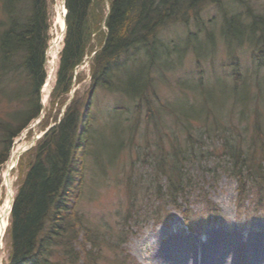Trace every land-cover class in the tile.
<instances>
[{"label":"trees","instance_id":"obj_1","mask_svg":"<svg viewBox=\"0 0 264 264\" xmlns=\"http://www.w3.org/2000/svg\"><path fill=\"white\" fill-rule=\"evenodd\" d=\"M2 1L7 21L0 34V92H9L3 81H21L11 97L20 101L21 108L11 117L16 124L0 121V182L1 167L9 158L14 139L44 110L40 89L47 75L46 50L51 38L49 0ZM206 2L219 3V0H65L64 42L49 95V109L39 124L43 130L51 121L55 125L19 158L18 187L6 230L10 241L6 264H99L95 236L76 210L85 181L86 158L92 148L93 95L98 88L122 93L133 99L139 113L148 106L152 116V96L147 93L157 96L155 66L169 71L174 67V55L189 51V43L193 42L198 54L202 49L209 50L208 41L213 40L210 33L203 40L198 34L188 39L164 40L159 37V30L169 21L188 25L191 14L199 20L198 10ZM246 15L248 21L241 14L225 17L223 35L229 41L248 36L251 42L262 45L258 57L264 59V16L250 11ZM87 59L88 94L82 95L77 89L70 100L72 89L88 75L79 71ZM238 74L235 71L236 80ZM221 84L219 89L216 85L202 86L197 103L189 104L178 98L173 104L187 120L192 116L207 119L209 114L221 115L230 93L241 101L250 98L246 83L242 89L238 86L232 90L224 82ZM208 89V95H213L210 101L206 95ZM218 97L221 100L215 101ZM181 104L185 107L181 108ZM184 132V143H173L170 151L161 148L153 156L154 162L146 159L157 172V180H152L148 192L153 194L151 200L162 206L181 210L184 205V222L195 231L187 213L193 202L191 195L197 189L196 173L189 164L197 161L198 154L192 147L201 140L193 134L202 139L211 135L209 128L192 133L186 126ZM32 134L30 129L28 137ZM227 149L223 153L228 158L223 168L237 181L236 206H242V196L252 191L259 196L256 208H263L264 151L261 159L255 161L253 154L241 148ZM205 155L202 153V157ZM201 194L197 196L200 198ZM203 203L208 204L205 199ZM130 210L129 218L136 217V224H140L144 211L137 209L133 198ZM150 210L152 215L160 213V209ZM154 218L163 223L159 217Z\"/></svg>","mask_w":264,"mask_h":264},{"label":"rangeland","instance_id":"obj_2","mask_svg":"<svg viewBox=\"0 0 264 264\" xmlns=\"http://www.w3.org/2000/svg\"><path fill=\"white\" fill-rule=\"evenodd\" d=\"M63 3L65 4V0H49L51 28L54 34L61 33L57 16ZM249 11L254 15L264 16V0L206 2L198 10L199 20L191 14L188 25L169 21L160 28L158 34L164 40L188 39L190 35L197 34V37L203 40L209 33L213 40L207 39L209 50L202 49L198 54L193 42L189 43V51L183 55L182 52L174 55V67L169 71L155 66L157 96L147 93L155 98L150 97L153 101L150 106L152 116L148 106H144L139 113L135 109L133 99L122 93L110 92L103 88L95 91L90 109L92 148L86 158L85 181L76 210L95 236L99 264H154L155 249L161 244L169 245L170 242L174 247H180L178 255H182L183 261L188 253L183 248V239H193L198 250L216 232L223 235L229 251H233L236 246L244 249L258 248L264 243V207L257 209L255 204L259 196L252 191L245 192L242 196L244 204L236 206L239 198L237 181L223 168L228 159L223 153L231 146L253 154L255 161L261 159L264 151V59L258 57L259 46L262 45L255 40L251 42L248 36L242 40L229 41L222 32L225 17L241 14L248 21L246 13ZM6 21L3 1L0 0V34L6 28ZM62 46L63 43L59 46V53ZM52 55L51 53L49 56L50 61H46L47 77L53 65L55 71L46 90L44 85L40 89L44 110L39 118L31 121L14 139L9 158L1 167L0 215L2 208L10 200V193L14 195L18 187V163L10 174L11 191L3 179L12 148L18 142L27 143L29 147L31 139L45 131L39 124L49 109V95L55 80L58 58H55L53 63ZM87 64L89 65L88 59L79 69L88 75L82 84L72 89L73 97L77 89L82 95L88 92ZM235 71L239 73L237 80ZM221 81L231 90L238 86L242 89L243 83H246L249 86L250 98L241 101L230 93L221 115L216 112L209 114L207 119L203 116H192L191 120H187L178 113L173 104L176 99H185L189 104L197 103L202 86L216 85L219 89L222 87ZM3 82L9 92H0V121L16 124V120L11 117L21 108V103L11 97L21 81ZM209 93L210 90L206 95ZM207 97L208 101L213 99L212 94ZM218 99L221 100L218 97L215 101ZM184 107L181 104V108ZM64 108L61 109V114ZM36 121L40 122L36 124ZM51 125L55 123L51 121ZM185 125L192 133L200 128H209L211 135L208 139H202L200 135L193 134L201 140L195 142L192 147L198 154L197 161L189 164L191 170L196 173L197 189L191 195L190 201L193 202L187 213L190 222L196 227L195 231L184 222V205L181 210L162 206L158 201L151 200L153 194L148 192V187L153 185L152 180H157V172L148 162L155 161L153 156L159 154L161 148L170 151L173 143H184ZM30 129L33 134L28 137ZM1 148L0 142V150ZM202 153L206 155L202 157ZM205 169L208 170L203 173L202 170ZM199 193H202L200 198L197 196ZM132 198L137 209L144 211L138 225L136 217L129 218ZM204 199L208 203L207 206L203 203ZM151 208L160 209L159 216L152 215ZM155 216L163 223L155 220ZM5 218L8 226L9 216L6 215ZM6 230L7 227L0 249L1 264L8 262L10 254V241ZM200 249L197 252H200ZM199 259L196 260L197 264H200ZM185 264H189V261Z\"/></svg>","mask_w":264,"mask_h":264},{"label":"bare ground","instance_id":"obj_3","mask_svg":"<svg viewBox=\"0 0 264 264\" xmlns=\"http://www.w3.org/2000/svg\"><path fill=\"white\" fill-rule=\"evenodd\" d=\"M65 8H59L57 21L60 26L65 29V22L63 19V14L65 13ZM52 55V62L58 58V49L51 48L47 52V56L49 60L50 54ZM56 58V59H55ZM50 61V60H49ZM51 74V73H50ZM50 76L47 78V81L44 85V90L49 85ZM27 147V143L21 144L17 143L15 147L12 148L11 156L8 161L7 169L4 171L3 179L4 183L8 187L9 191L12 190V185L10 181V174L12 169L16 166L17 158L19 157L21 151ZM10 209V200L6 203L5 207L1 210L0 215V238L4 234V230L7 227V220L5 216L9 215ZM225 238L220 233L216 232L212 235L211 239L205 243L200 252H197V246L194 243L193 239H183L182 245L186 253V259L182 261L181 256L178 255L179 251H181L180 247H174L172 242L159 245L158 248L155 249L153 254V263L154 264H185L189 261V264H197V258H200V264H264V243L262 246H258L251 249H244L243 247L235 248L233 251H229V248L226 247ZM2 247V239H0V249ZM261 247V248H260ZM208 250V252H206ZM206 260V261H205ZM205 261V262H204ZM213 262V263H212Z\"/></svg>","mask_w":264,"mask_h":264},{"label":"water","instance_id":"obj_4","mask_svg":"<svg viewBox=\"0 0 264 264\" xmlns=\"http://www.w3.org/2000/svg\"><path fill=\"white\" fill-rule=\"evenodd\" d=\"M73 97V92L71 93V98ZM40 121H36V124H38ZM35 124V125H36ZM54 125H51V126H49L43 133H41L40 135H36L35 137H33L32 139H31V141H30V145H29V147H27V148H25V149H23L22 151H21V153H20V155L22 154V153H24L25 151H27L29 148H31L32 146H34L35 145V143H36V141L38 140V139H40L51 127H53ZM20 155H19V157H20ZM19 157L17 158V163H18V160H19ZM12 204H13V195H12V193H10V205L12 206ZM11 211V210H10ZM0 239H2V237L0 238ZM1 264V263H0Z\"/></svg>","mask_w":264,"mask_h":264}]
</instances>
